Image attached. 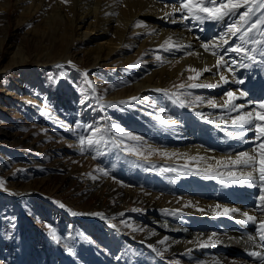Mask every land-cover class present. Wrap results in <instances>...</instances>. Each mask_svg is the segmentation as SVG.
Here are the masks:
<instances>
[{
  "label": "rangeland",
  "instance_id": "obj_1",
  "mask_svg": "<svg viewBox=\"0 0 264 264\" xmlns=\"http://www.w3.org/2000/svg\"><path fill=\"white\" fill-rule=\"evenodd\" d=\"M261 16H264V10L249 19L238 38ZM22 17L18 0H10L9 9L0 10V42H4L0 51V181H3L0 188V264H139L138 257L145 255L146 249L155 250L152 253L161 255L165 262L166 256L161 252L166 250L151 249L143 239L125 237L130 236L127 233L137 231L134 226H126L125 222L138 216L145 222L163 223L170 230L179 228L172 222L163 221L166 218L159 212L166 214L174 209L153 204L152 207L156 208L147 210L148 204L136 203L138 199L125 201V191L117 189L122 185H143L136 184V176L132 174L118 179L114 171L123 169H114L119 164L115 160H124L133 167L144 163L148 176L152 170L149 166L157 172L165 160L161 151L163 144L151 142L145 133L156 139L163 134L160 138L163 141L166 138L179 139L174 132L178 131L177 124H171L174 120L171 110L176 111L173 114L178 111L181 114L180 110L186 115L190 112L183 110L176 100L172 102L171 91H158L157 85L139 93L140 99L134 101L130 99L134 96L133 88L126 96L104 98L103 95L112 94L115 89L125 90L141 79V72L161 67L166 62L164 56L172 54V49L149 44L126 66L107 62L94 66L89 77L93 86H90L84 76L83 69L89 59L82 51V41H70L61 30L63 23L59 20L49 26L45 35L27 32L26 29L42 25L41 17L39 14L30 20ZM263 31L264 25H261L250 33V39ZM45 46L49 47V52L45 51ZM15 47L27 58L5 67L10 50ZM261 47L264 51V43ZM157 56L161 59L157 60ZM181 83L187 84L188 80H173L172 87L178 88ZM178 90L177 95L183 93L181 99L186 101L185 106L197 110L200 103L193 101L189 91ZM157 116L167 120L168 124L161 125L155 119ZM88 126L101 129L99 135L104 140L91 147L85 144V151L81 152L79 137L92 135ZM118 129L143 137V140H129L121 136ZM169 134L173 136H167ZM145 140L157 144L156 158L148 155ZM125 145L137 147L147 159L125 152ZM108 162L111 163L108 165ZM102 177L114 183H106ZM154 180L161 183L159 175ZM104 184L119 194H111V190L104 189ZM153 189L151 191L156 192L160 188ZM196 221L197 236H182L181 229L180 233L171 236L189 244L200 243V234L205 230L199 232V221ZM109 224L116 226V230L109 231ZM51 229H55L59 242L52 239ZM130 240L144 245L142 251ZM231 248L239 246L231 245ZM117 249L123 252L115 259L113 250ZM223 259L231 263L254 264L237 253L227 254ZM141 264H147V258Z\"/></svg>",
  "mask_w": 264,
  "mask_h": 264
},
{
  "label": "bare ground",
  "instance_id": "obj_2",
  "mask_svg": "<svg viewBox=\"0 0 264 264\" xmlns=\"http://www.w3.org/2000/svg\"><path fill=\"white\" fill-rule=\"evenodd\" d=\"M164 1L68 0V2H65V0H18L20 14L23 16L22 18L30 20L37 14L41 17L40 24L42 25L26 29L27 32L45 35L49 26L57 23L56 21L59 20L63 23V28L61 30L65 31V35L70 41L73 39L82 41V43H80L82 51L87 54L89 59V62L86 64L87 67L83 69L87 81L90 80V73L94 66L104 62L126 66L128 62H133L138 55L142 54V49H146L149 44L159 46L163 44L168 37H171L173 44L182 46L172 49V54L169 53V55L167 54L164 56L166 62H164L161 67L150 68V71L147 73L141 72V79L135 80L129 88L125 90L115 89L112 94L106 93L103 95L104 98L126 96V93L131 88L134 89V96L138 97L139 93L145 92L149 87L156 85L159 90L164 89L178 94V88L172 87L173 80H188L189 75H195L194 72L186 71V69H189V67L197 70H203L204 68L210 69V71L203 72L197 82L216 84L218 85L217 87L185 88L193 96L192 99L196 96L203 98V101L199 102L200 104L197 107L199 112L195 110L193 106H185L186 104L181 106L179 103L181 108L189 111L190 114L186 115L182 110H180L181 114L179 111L178 114H173L176 111L174 108L171 110L174 121H178V131L175 130L174 132L179 135V139L166 138L164 140V148L162 147L161 150L162 155L165 152L169 153V155H163L165 160L161 162L157 171V175H159L161 180L160 184L165 186H168L171 182L172 172L174 171H178L181 174H187L189 171L194 172L196 175H198V173L208 174V179L206 180H209V184L205 186L204 189L195 192V194L192 191L185 192L178 186L174 187V190H172L173 188L166 187L152 192L148 187H143L142 185H140L142 187L122 185V187L117 190L120 191L122 189L123 192L125 191L126 194H123V199L125 201L138 199L139 201L137 200L136 203L148 204V207H146L147 210L150 209L153 204H158L161 207L168 206L172 207L174 210H180L181 212L179 215H181L182 219L196 216L200 217V219H198L199 227H197L200 228L199 232H201V230L205 231L200 234L202 239L200 243L195 241L193 244H189L186 240L171 236L178 232L180 233V227L171 228L170 230L168 227L162 225L163 223L156 224L151 222V220L145 222V219H143L145 220L143 221L138 216L134 218L130 217L131 219L129 218L130 220H127V222L124 221L126 226H134L137 229V233H135L141 236L140 238L136 236L135 233H127L130 236L125 235V237H133L137 240L143 239L146 246L151 249L154 248L158 250L162 248L166 250L167 252L163 251L164 253H161L166 256L165 262L167 264H240L239 262L231 263L229 260L223 259V257L227 255L224 251L226 248H231V245L244 248L251 247L249 243L247 241L241 242L237 238L238 235L235 232L217 231L215 236H213V233L209 232L210 229L214 227V213L216 211H222L224 207L238 208L241 210L237 213L239 217H242V212L246 211L245 203L235 200H230L228 202L229 198L226 192L247 187L249 183H222V179L225 178L229 169L215 167L217 161L226 163L228 157L235 158L238 153L243 152V150H241V142H237L235 139L230 140L228 133H232V130L230 127L225 126L226 123L223 121L230 120L232 117L242 112H259L261 109H259L258 106L261 101H264L263 96L256 100L255 107L246 106L245 101L247 99L246 95L248 94L249 87L245 83V73H247L248 67L241 65L244 57L230 51L225 54L226 49L243 43L238 38L239 33L236 35H224L228 31V24L238 23L240 29H242L245 24L239 23V15L229 16L221 21L212 20L211 22H207L210 20H204L193 23V18H189L188 20L182 18L184 15H187L186 11H173V5L179 7L181 0ZM9 7L10 0H0V10H7ZM239 11H246V9L242 8ZM256 12H254V14ZM254 14L250 18H252ZM137 26H140L139 30L138 28L136 29ZM210 31L212 34L210 35L211 38L208 39ZM261 31L262 30H260V32ZM74 34L79 39L76 38ZM224 39H227V44L223 43ZM252 39L261 41V43L254 44L250 42V44L248 43L243 46L249 49L253 45L258 47L260 45L262 46L264 43V35L255 36ZM209 42L220 45V47L215 49L217 55H213L211 50L205 51L204 48L201 47V43ZM3 46L4 42L1 41L0 51ZM45 48V51L49 52V47L45 46ZM10 51L11 55L5 67L23 62L27 58L25 53L19 48L15 47ZM188 53H192V55ZM219 55H225L228 67H231L233 71L229 72L227 67L217 68L215 66ZM232 60H236L238 63L231 64ZM221 75L227 78V82L220 80ZM241 80L243 83H238V81ZM161 83L164 85H162L163 87L159 86ZM188 83H191V81L188 80ZM90 86H93V84L91 83ZM229 91L236 93L238 96L241 91L246 93V95L240 96L234 101L237 105H243V108L237 111H231L230 108H221L219 106L211 107L207 103V101L211 99L214 100L217 105L222 104L224 100L227 99L225 93ZM171 99L174 103L173 100H175V97L172 94ZM190 101L192 102L191 99ZM197 113H202L207 119H202ZM171 121H173V119ZM210 121H215L216 123ZM180 129L183 133H180L182 132ZM149 142L150 141L145 140L144 146H151L152 149H157V146H155L157 144L154 145ZM256 148L257 146L254 145L251 148H247V151L254 152ZM231 152L235 153L230 155ZM152 156L156 158L158 154L153 152ZM193 157H203V159H192ZM209 165L213 166V170L210 173L205 171L208 169ZM236 170L251 171V168H238ZM218 172L224 174V176H218ZM102 178L106 183L110 181V179L106 177ZM113 183L112 181L111 184ZM239 184L242 185L238 186ZM111 187L113 186L111 185ZM177 188L181 189L182 192H179ZM104 189H108V191L111 190L110 192H112L111 194L113 195L119 194L107 184H104ZM129 194L136 196V198H132ZM239 198L245 197H236V199ZM216 205H221V209H216ZM249 214L251 215V213ZM230 215H232V213ZM123 217L124 216H122V218ZM159 229L162 231H159ZM108 230L113 232V230H116V226L113 227V225L109 224ZM210 236L213 237V241H216V243H212V241L208 240ZM161 241H163V243H161ZM149 242L151 243L149 244ZM201 243H207L209 246L200 247L199 245ZM113 251L115 259L116 257L118 258V254L123 252V250L120 252L118 249ZM175 252H178V256L173 255Z\"/></svg>",
  "mask_w": 264,
  "mask_h": 264
},
{
  "label": "snow or ice",
  "instance_id": "obj_3",
  "mask_svg": "<svg viewBox=\"0 0 264 264\" xmlns=\"http://www.w3.org/2000/svg\"><path fill=\"white\" fill-rule=\"evenodd\" d=\"M65 2H68V0H65ZM246 9V11H239L240 9ZM264 10V0H181V3L179 4V7H176L173 5V11L174 12H187V15H184L182 18L184 20H188L189 18H193L198 21H204V20H214V21H221L224 20L226 17L229 16H236L239 15V23L241 24H247L249 21V18L254 14V12ZM175 22V21H173ZM261 25H264V16H261L260 18L256 19L253 23H251L250 27H248L247 31H245L243 34L239 36V39L243 42L241 45H236L235 47H231L229 49L225 50V54L227 52H235L237 54H240L242 57L247 58L249 60L255 61V55H253L254 52H256V49L249 50L247 47L243 45H247L248 43H254V44H260L261 41L251 40L250 39V33H252L254 30H256ZM241 29L239 27L238 23H230L228 24V31L224 34L225 36L231 34L236 35L240 33ZM261 35H264V32L261 33ZM224 44H227V39L223 40ZM160 48L164 49H175L178 47H182L180 45H176L172 43V38L168 37L163 44L159 45ZM201 47L204 48L205 51H212L213 55H217L215 49L220 47V45L215 44L214 42L209 43H201ZM189 55H192V53H188ZM261 55H264V51H261ZM157 60H160L161 57L157 56ZM69 63H71L69 61ZM238 61L232 60L231 64H237ZM217 68L220 67H227L228 71L231 72L233 69L231 67H228V62L225 60V55H219L216 61ZM244 67H248L249 65H242ZM60 67V66H58ZM129 67H134V65H129ZM186 71L194 72L195 75H190L188 77V80L191 81V83L185 84L181 83L178 88L179 89H185V88H205V87H217L216 84H204V83H198L197 81L202 76L203 72L210 71L208 68H204L203 70H197L195 68L189 67V69H186ZM63 75V73H61ZM86 75V73H85ZM220 80L227 82V78L224 75L220 76ZM91 84V81L88 82ZM238 83H243V81H238ZM158 91H165L167 90H158ZM172 95L175 97V100L177 103H179L181 106H184L186 101L181 99V93L180 95H177L176 93H172ZM246 93L243 91L239 92V96L234 92H227L225 93V96L227 99L224 100V102L220 105H217V103L214 100H208L207 103L211 107H221V108H230L231 111H237L238 109L243 108V105H237L234 103L240 96H244ZM131 100H138L139 97L133 96L130 98ZM203 98L200 96H196L194 98V102H202ZM121 103H127V101H121ZM259 109L261 111L259 112H242L239 115H236L235 117H232L230 120L223 121L224 123H231L234 126H239L243 128L244 126H250L253 124L254 121H260V123H255V139L257 141H261L257 148L254 149L253 153L249 152H240L238 153L235 158L228 157L227 162L223 161H217L215 167L216 168H226L229 169L226 173V176L224 179H222V183L226 184H235V183H252L255 181H259V188H260V196L258 197L259 204L257 205V208L259 211L264 212V101H261L259 104ZM201 116L202 119H207L203 116L202 113H197ZM155 119L161 124V125H167L168 121L162 119L160 116L155 117ZM170 119V118H169ZM212 123H216L215 121H210ZM178 121H171V124L174 126L177 124ZM91 131L92 135L87 136H80L79 137V143L81 145L80 151L84 152L85 148L83 147L85 144L89 147L93 145H97L101 143V141L104 140V137L102 135H99L101 133V129L88 126ZM70 131H74V129H69ZM249 131L253 130L251 127L248 129ZM119 134L123 137H126L129 140L140 142L143 140V137L136 136L133 133L124 131L122 129H118ZM243 131H238L235 135L237 138L244 136ZM229 136H232V133H228ZM121 144H123V141H121ZM149 147L148 155H152L153 152L159 151L157 149H152L151 146ZM124 151L131 153L137 157H142L144 159H147V156L144 155L142 151H140L137 147H129L127 145L124 146ZM163 155H169V153H163ZM203 159V157H193L192 159ZM238 168H251V171H237ZM213 170V166L209 165L208 169L205 171L210 173ZM100 171H104L103 169H100ZM105 175H107V172H104ZM218 176H224L222 173H217ZM253 186H256L253 183ZM3 187V181H0V188ZM63 207V205H61ZM216 209H221V205H216ZM241 210L238 208H228L224 207L222 211H216L214 214L217 216H229L231 213L240 212ZM98 215V214H97ZM242 216L244 217L243 220L240 221V223H256L257 222V216L250 215L249 212L244 211L242 212ZM113 227H115L113 225ZM256 231L259 235V238L261 241H264V219H259L258 226L256 228ZM50 234L52 236V239L59 242V237L56 235L55 229H51ZM213 236H215V233H213ZM250 239H252L250 237ZM209 241H212V243H216V241H213V237H208ZM163 243V241H161ZM200 247H208L209 245L207 243H201L199 245ZM151 247V246H150ZM251 257H255L259 260V264H264V254L258 251H254L249 253Z\"/></svg>",
  "mask_w": 264,
  "mask_h": 264
}]
</instances>
